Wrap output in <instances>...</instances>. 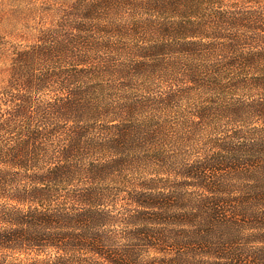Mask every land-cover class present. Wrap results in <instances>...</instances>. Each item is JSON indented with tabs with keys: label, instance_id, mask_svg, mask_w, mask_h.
Here are the masks:
<instances>
[{
	"label": "trees",
	"instance_id": "16d2710c",
	"mask_svg": "<svg viewBox=\"0 0 264 264\" xmlns=\"http://www.w3.org/2000/svg\"><path fill=\"white\" fill-rule=\"evenodd\" d=\"M264 0H0V264H264Z\"/></svg>",
	"mask_w": 264,
	"mask_h": 264
},
{
	"label": "rangeland",
	"instance_id": "374dc122",
	"mask_svg": "<svg viewBox=\"0 0 264 264\" xmlns=\"http://www.w3.org/2000/svg\"><path fill=\"white\" fill-rule=\"evenodd\" d=\"M261 4H263V5H264V1H263V3H261Z\"/></svg>",
	"mask_w": 264,
	"mask_h": 264
}]
</instances>
